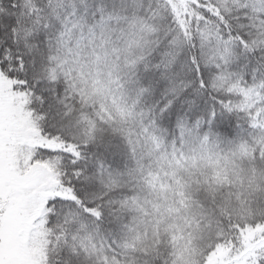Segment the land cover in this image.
<instances>
[{
  "label": "snow or ice",
  "instance_id": "1",
  "mask_svg": "<svg viewBox=\"0 0 264 264\" xmlns=\"http://www.w3.org/2000/svg\"><path fill=\"white\" fill-rule=\"evenodd\" d=\"M0 264H264V0H0Z\"/></svg>",
  "mask_w": 264,
  "mask_h": 264
}]
</instances>
